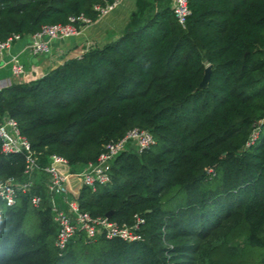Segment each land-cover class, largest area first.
I'll list each match as a JSON object with an SVG mask.
<instances>
[{
	"label": "trees",
	"instance_id": "16d2710c",
	"mask_svg": "<svg viewBox=\"0 0 264 264\" xmlns=\"http://www.w3.org/2000/svg\"><path fill=\"white\" fill-rule=\"evenodd\" d=\"M111 1L0 0V42L94 21L93 6ZM169 4L135 0L111 42L0 90V118L40 168L57 156L74 173L130 130L151 135L145 151L115 157L108 183L70 191L91 217L140 219L139 240L77 231L57 250L39 171L12 206L0 201V264H264V0H187L183 28ZM8 179L25 180L23 160L0 142V184Z\"/></svg>",
	"mask_w": 264,
	"mask_h": 264
},
{
	"label": "built area",
	"instance_id": "2783aa9c",
	"mask_svg": "<svg viewBox=\"0 0 264 264\" xmlns=\"http://www.w3.org/2000/svg\"><path fill=\"white\" fill-rule=\"evenodd\" d=\"M121 0H112L102 7L93 6L96 18H99L111 11ZM169 8L180 27H184L186 17L189 15L187 0H170ZM89 19L79 15L69 18L64 25L56 24L42 27L40 31L30 36V41L26 48L31 56L47 55L49 53V43L55 39H67L76 35L81 27L91 23ZM72 23H78L75 28ZM18 35H11L5 41L0 42V70L1 60L5 53L10 50L11 45L20 40ZM10 77L20 80L25 72L24 67L17 57H10ZM9 81L0 82V90L10 87ZM256 136V134H255ZM252 133L251 140L255 138ZM0 142L1 152L4 155H20L23 160L22 182L8 179L4 184H0V201L6 207L14 204L18 192L26 193L32 186L33 175L39 171L45 176V193L48 196L51 221L55 225L54 247L61 251L73 237L80 231L86 238L97 236L104 239H119L126 243L139 240L135 233L141 220L135 218L132 227L116 225L109 222L104 217H91L86 212L78 209L75 200L70 196L68 189L69 180L77 182V186H84L93 189L95 185H104L109 181V170L115 157L128 147L140 153L153 144L151 135L145 131L133 129L116 141L105 145L104 151L98 156L94 163H87L78 171L72 173L66 161L57 156H49L46 166L40 168L34 152L31 151L28 142L19 134L15 122L10 118H0ZM39 196L30 197V204L37 207L40 203Z\"/></svg>",
	"mask_w": 264,
	"mask_h": 264
},
{
	"label": "crops",
	"instance_id": "0c3cea01",
	"mask_svg": "<svg viewBox=\"0 0 264 264\" xmlns=\"http://www.w3.org/2000/svg\"><path fill=\"white\" fill-rule=\"evenodd\" d=\"M135 0H121L107 14L96 18L89 25L81 27L78 33L67 39H55L49 43L47 55L31 56L27 51L30 37H23L14 42L1 60L0 82L9 81L11 84L19 81L10 77V57H17L24 67V76L32 77L59 65L63 59L78 58L92 46H103L111 42L122 31L134 12ZM20 79V80H21ZM78 186L75 180H69V191Z\"/></svg>",
	"mask_w": 264,
	"mask_h": 264
},
{
	"label": "water",
	"instance_id": "95a60500",
	"mask_svg": "<svg viewBox=\"0 0 264 264\" xmlns=\"http://www.w3.org/2000/svg\"><path fill=\"white\" fill-rule=\"evenodd\" d=\"M210 69H211V66L210 65L206 66L203 69L202 78H201L199 84L197 85V87L195 89L196 91H201V90H203V89L206 88V86L208 84ZM108 215L109 214H106V216H108Z\"/></svg>",
	"mask_w": 264,
	"mask_h": 264
},
{
	"label": "rangeland",
	"instance_id": "374dc122",
	"mask_svg": "<svg viewBox=\"0 0 264 264\" xmlns=\"http://www.w3.org/2000/svg\"><path fill=\"white\" fill-rule=\"evenodd\" d=\"M255 134H256V133L254 132L253 135L255 136Z\"/></svg>",
	"mask_w": 264,
	"mask_h": 264
}]
</instances>
